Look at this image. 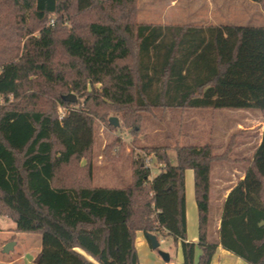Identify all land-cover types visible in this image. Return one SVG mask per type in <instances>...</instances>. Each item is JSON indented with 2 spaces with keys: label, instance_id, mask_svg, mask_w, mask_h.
<instances>
[{
  "label": "trees",
  "instance_id": "obj_1",
  "mask_svg": "<svg viewBox=\"0 0 264 264\" xmlns=\"http://www.w3.org/2000/svg\"><path fill=\"white\" fill-rule=\"evenodd\" d=\"M0 99V218L41 235L33 264H139L138 231L180 242L183 264H211L214 164L247 165L226 199L219 243L264 264V131L252 158L232 157L241 133L222 154L210 142L144 147L128 183L95 184L97 121L115 129L112 115L133 144L146 115L173 110H258L264 123L263 25L141 24L138 0H0ZM122 153L116 138L102 154L115 164ZM187 170L197 243L187 238Z\"/></svg>",
  "mask_w": 264,
  "mask_h": 264
},
{
  "label": "rangeland",
  "instance_id": "obj_2",
  "mask_svg": "<svg viewBox=\"0 0 264 264\" xmlns=\"http://www.w3.org/2000/svg\"><path fill=\"white\" fill-rule=\"evenodd\" d=\"M138 21L141 24L157 25L264 26V10L251 0H138ZM112 117L118 118V128L112 129L97 121L95 152L99 156L95 184L98 186L116 187L128 183L131 178V162L136 160L138 154L146 152L144 147H199L210 142L213 144V152L222 154L231 136L241 133L239 145L232 154L233 158L240 159L252 158L262 138L263 118L258 110L223 109L215 113L203 110L183 113L173 110L159 118L146 115L137 144H133L132 136L122 127L119 117ZM116 138L122 143L123 157L117 163L111 164L103 159L102 153ZM115 151L118 153L119 149ZM168 154L171 163L175 165L176 152L169 150ZM146 166L152 167V176L158 174L159 167L154 165L151 156L147 157ZM246 170L247 165L215 166L214 184L218 185L224 180L227 188L233 186L245 177ZM160 240V250L167 253L170 251L174 261L175 250H169L170 245L174 244L173 239L168 237ZM11 243L14 244L13 249L5 253L4 247ZM41 247L40 234L18 232L15 223L7 218H0V264H32Z\"/></svg>",
  "mask_w": 264,
  "mask_h": 264
},
{
  "label": "crops",
  "instance_id": "obj_3",
  "mask_svg": "<svg viewBox=\"0 0 264 264\" xmlns=\"http://www.w3.org/2000/svg\"><path fill=\"white\" fill-rule=\"evenodd\" d=\"M263 130H264V123L262 121L261 137L263 136ZM261 141H262V138L260 140V143ZM218 165H221V164H214L212 166V172H211V198H210L211 212H210L209 240L210 242L218 245L216 252L212 258L211 264H248L241 258L234 255L232 252L224 249L219 243V239H220L219 229L221 226V219H222L224 205H225L226 199L230 191L238 183H235L233 186H230L227 188L226 182L223 180L218 185H215L213 171L215 169V166H218ZM185 187H186L187 238L189 242L197 243L198 242V209H197V203L195 200L194 173L192 170L186 171ZM160 241L162 242V240ZM135 244H136V249L138 253L139 264H183V256H182L180 242L177 245H174V244L173 246L170 245L169 250L172 251V249L174 248L175 253H176V259L174 261L172 260V256H171L172 253L169 251L168 252V254L170 255L169 262H165L160 257L158 252L151 248L150 243L148 239L146 238V234L144 232L138 231L136 233ZM200 253H201V250L197 249L196 257H198Z\"/></svg>",
  "mask_w": 264,
  "mask_h": 264
},
{
  "label": "water",
  "instance_id": "obj_4",
  "mask_svg": "<svg viewBox=\"0 0 264 264\" xmlns=\"http://www.w3.org/2000/svg\"><path fill=\"white\" fill-rule=\"evenodd\" d=\"M72 98L73 101H76V98L74 95L70 96ZM109 123L115 127L118 128L120 126L119 120L116 117H111L109 119ZM264 223H262L261 225H263ZM146 238L148 239L150 246L153 250H156L158 252V254L160 255V257L165 261V262H169L170 261V255L167 252H164L162 250H160V246H161V241L159 240V238L154 235V234H146ZM14 247V244H8L4 247V252L8 253L10 252Z\"/></svg>",
  "mask_w": 264,
  "mask_h": 264
}]
</instances>
